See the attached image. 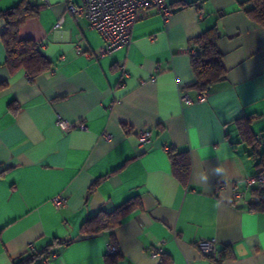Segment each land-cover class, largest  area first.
<instances>
[{"label": "crops", "instance_id": "1", "mask_svg": "<svg viewBox=\"0 0 264 264\" xmlns=\"http://www.w3.org/2000/svg\"><path fill=\"white\" fill-rule=\"evenodd\" d=\"M19 1L0 0V11ZM30 1L38 14L18 34L53 66L32 79L11 73L0 19V264L55 238L66 243L32 264H106L110 242L115 264H160L162 254L169 264H264V211L249 208L260 184L245 181L264 175V26L247 13L251 0H167L169 17L147 9L130 43L105 54L100 33L71 15L67 0ZM211 27L226 77L199 91L188 42ZM242 116L254 148L239 134ZM170 146L190 155L187 184L171 172ZM134 195L141 208L113 236L81 233L89 216ZM211 239L230 256L203 254L197 242Z\"/></svg>", "mask_w": 264, "mask_h": 264}, {"label": "trees", "instance_id": "2", "mask_svg": "<svg viewBox=\"0 0 264 264\" xmlns=\"http://www.w3.org/2000/svg\"><path fill=\"white\" fill-rule=\"evenodd\" d=\"M185 4V3H183ZM40 5L32 3L30 0H20L15 6L0 11V19L5 23V28L1 34V40L5 48L4 64L12 73L18 69H24L28 77H33L48 71L52 68V61L40 50L39 44L30 38H20L18 32L20 26L30 17L38 14ZM247 13L252 19L264 26V0H251ZM218 32L216 27H211L202 31L199 35L191 38L188 42V50L194 51L191 54V66L196 76L193 87L199 91L208 90L213 84L220 82L226 77V69L222 64V54L219 51L216 40ZM4 82L0 86H4ZM238 131L241 139L254 148L256 137L251 130V119L249 117H239L236 119ZM168 158L171 172L183 184H187L190 175V155L186 150H179L175 147L168 148ZM261 165V160L259 162ZM97 178L90 186L93 189L99 182ZM252 188V193L257 200L250 203L249 208L256 211H264V184ZM141 208L140 198L134 195L120 205L110 209H100L89 216L81 224L80 231L84 235H92L100 232H107L113 236V230L122 222L128 214ZM66 241L55 238L39 252L27 253L15 260L13 264H32L37 260L44 262L52 254L55 245L65 244ZM107 256L106 264H115V255ZM230 256V252L223 253L218 250L214 259L220 261L224 257ZM170 257L162 254L160 264H169Z\"/></svg>", "mask_w": 264, "mask_h": 264}, {"label": "built area", "instance_id": "3", "mask_svg": "<svg viewBox=\"0 0 264 264\" xmlns=\"http://www.w3.org/2000/svg\"><path fill=\"white\" fill-rule=\"evenodd\" d=\"M66 6L71 15L85 17L88 26L100 33L105 43V46L99 51L100 54L110 53L128 45L135 22L147 9H155L164 18L169 17L173 12L167 0H81L80 3L67 0ZM61 24L62 18L57 20L55 27H60ZM79 51L80 49L77 48V52ZM189 52L194 53V51ZM204 98L205 95L201 94L199 100H204ZM184 99L189 101L187 96ZM56 122L64 130H68L71 126L60 115L57 116ZM139 141L148 143L150 141L149 131L141 130ZM262 164H264V154L261 156ZM245 181L248 185H255L264 182V175L258 171L256 174L246 177ZM64 200L60 194L52 199L56 206H61ZM197 245L202 253L209 257H216L218 254V247L214 239L200 240ZM116 251V246L110 242L107 245V253L114 254Z\"/></svg>", "mask_w": 264, "mask_h": 264}]
</instances>
